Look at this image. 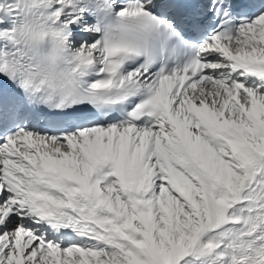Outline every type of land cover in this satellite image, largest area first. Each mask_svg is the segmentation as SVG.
I'll use <instances>...</instances> for the list:
<instances>
[{
	"label": "snow or ice",
	"instance_id": "snow-or-ice-1",
	"mask_svg": "<svg viewBox=\"0 0 264 264\" xmlns=\"http://www.w3.org/2000/svg\"><path fill=\"white\" fill-rule=\"evenodd\" d=\"M0 264H264V0H0Z\"/></svg>",
	"mask_w": 264,
	"mask_h": 264
}]
</instances>
